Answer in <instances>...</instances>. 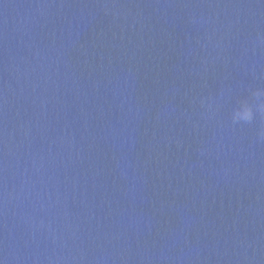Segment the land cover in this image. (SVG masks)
Instances as JSON below:
<instances>
[{
    "label": "water",
    "instance_id": "obj_1",
    "mask_svg": "<svg viewBox=\"0 0 264 264\" xmlns=\"http://www.w3.org/2000/svg\"><path fill=\"white\" fill-rule=\"evenodd\" d=\"M257 88L264 0H0V262L264 264Z\"/></svg>",
    "mask_w": 264,
    "mask_h": 264
},
{
    "label": "clouds",
    "instance_id": "obj_2",
    "mask_svg": "<svg viewBox=\"0 0 264 264\" xmlns=\"http://www.w3.org/2000/svg\"><path fill=\"white\" fill-rule=\"evenodd\" d=\"M252 95L255 97H264V89H253ZM258 111L264 112V102L258 105ZM254 118L253 106L247 101L242 102L241 105L234 110L232 114V120L236 123H249ZM264 136V132L261 133ZM2 264V262H0Z\"/></svg>",
    "mask_w": 264,
    "mask_h": 264
}]
</instances>
